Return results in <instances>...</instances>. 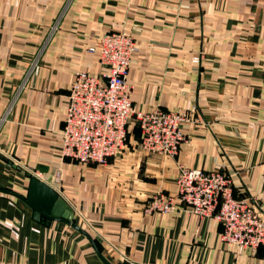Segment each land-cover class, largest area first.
I'll list each match as a JSON object with an SVG mask.
<instances>
[{
	"label": "crops",
	"instance_id": "1",
	"mask_svg": "<svg viewBox=\"0 0 264 264\" xmlns=\"http://www.w3.org/2000/svg\"><path fill=\"white\" fill-rule=\"evenodd\" d=\"M119 32L137 48L133 109L195 108L186 140L174 158L147 155L130 122L108 164L64 159L74 76L102 74L87 48ZM181 167L230 176L264 217V0H0V189L24 197L36 176L110 264H264L263 248L221 241L212 217L142 212L152 194L176 193ZM0 264L103 263L84 235L0 192Z\"/></svg>",
	"mask_w": 264,
	"mask_h": 264
},
{
	"label": "built area",
	"instance_id": "2",
	"mask_svg": "<svg viewBox=\"0 0 264 264\" xmlns=\"http://www.w3.org/2000/svg\"><path fill=\"white\" fill-rule=\"evenodd\" d=\"M95 51L105 70L100 75L79 72L74 76L61 132L62 157L81 164H108L123 149L130 122L140 130L141 151L176 154L184 143L178 125L182 119L192 120L195 108H154L147 112L133 109L132 86L126 76L136 46L128 33L102 35L97 48H87V52ZM177 178L176 193L152 195L143 208L144 214L190 208L205 218L215 217L221 227V241L251 254L264 249V217L253 200L234 196L227 175L215 170H181Z\"/></svg>",
	"mask_w": 264,
	"mask_h": 264
},
{
	"label": "water",
	"instance_id": "3",
	"mask_svg": "<svg viewBox=\"0 0 264 264\" xmlns=\"http://www.w3.org/2000/svg\"><path fill=\"white\" fill-rule=\"evenodd\" d=\"M0 192L11 195L28 206L31 209L32 216L36 221L45 219L47 222L60 221L69 225L71 228L75 229L87 238L94 252L103 264H110L99 252L96 242L75 224L73 214L68 209L67 204L61 200L52 188L40 181L36 176L32 175L29 177L27 193L24 197L7 190L0 189Z\"/></svg>",
	"mask_w": 264,
	"mask_h": 264
},
{
	"label": "rangeland",
	"instance_id": "4",
	"mask_svg": "<svg viewBox=\"0 0 264 264\" xmlns=\"http://www.w3.org/2000/svg\"><path fill=\"white\" fill-rule=\"evenodd\" d=\"M135 46H136V44H135ZM137 49V48H136ZM136 52V51H135ZM134 52V53H135ZM133 53V54H134ZM192 62L193 63H198V62H200V60L198 59V58H192ZM130 67H131V65H130ZM130 67H129V69H130ZM131 100V99H130ZM184 119H182L181 120V122L179 123V125H178V129L181 127V124H183V123H186V122H191V121H193V120H191V119H188L187 121H183ZM184 137V136H183ZM126 138H127V136H126ZM126 138H125V140H126ZM185 140H186V138L184 137V142H185ZM182 145H183V143H182ZM181 145V146H182ZM123 146H125V142H124V144H123ZM124 148V147H123ZM139 148H140V145H139ZM181 148V147H180ZM180 148L178 149V151H177V153L176 154H174V155H171V156H167V155H162V154H160V153H157V152H151V151H148V153H144V151H142L144 154H147V155H155V156H160V157H163V158H174L177 154H178V152H179V150H180ZM123 150V149H122ZM121 150V151H122ZM143 150V149H142ZM115 159V158H114ZM111 161V160H110ZM109 163V162H108ZM98 165H102V164H98ZM181 170H199V169H190V168H186V167H181L180 169H179V172L181 171ZM213 171V170H212ZM215 171H217V170H215ZM218 172H220V171H218ZM220 173H222V172H220ZM179 175V174H178ZM227 178H229L228 180H229V183L232 185V178L230 177V176H227ZM177 179H179V178H177ZM177 181V180H176ZM232 189H233V186H232ZM159 193H162V192H159ZM155 194H157V193H155ZM164 194H167V195H173V194H171V193H164ZM175 194V193H174ZM152 195H154V194H152ZM151 195V196H152ZM151 196H149V198L147 199V202H146V204L148 203V201H149V199H150V197ZM145 206V205H144ZM144 206H143V208H144ZM142 212H144L143 211V209H142ZM170 212H172V211H170ZM184 212L185 213H187V214H190V215H194V216H197L198 218H201V219H208V218H205V217H203V216H201V215H199V214H195L192 210H190V208H186L185 210H184ZM169 213V212H168ZM162 214H165V213H162ZM167 214V213H166ZM212 218H214L215 219V217L214 216H212ZM231 245V244H230ZM234 246V245H233Z\"/></svg>",
	"mask_w": 264,
	"mask_h": 264
},
{
	"label": "bare ground",
	"instance_id": "5",
	"mask_svg": "<svg viewBox=\"0 0 264 264\" xmlns=\"http://www.w3.org/2000/svg\"><path fill=\"white\" fill-rule=\"evenodd\" d=\"M109 97H112V93L109 95Z\"/></svg>",
	"mask_w": 264,
	"mask_h": 264
}]
</instances>
